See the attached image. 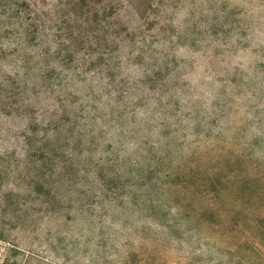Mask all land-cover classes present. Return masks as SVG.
Masks as SVG:
<instances>
[{
    "label": "rangeland",
    "instance_id": "374dc122",
    "mask_svg": "<svg viewBox=\"0 0 264 264\" xmlns=\"http://www.w3.org/2000/svg\"><path fill=\"white\" fill-rule=\"evenodd\" d=\"M0 264H264V0H0Z\"/></svg>",
    "mask_w": 264,
    "mask_h": 264
},
{
    "label": "trees",
    "instance_id": "16d2710c",
    "mask_svg": "<svg viewBox=\"0 0 264 264\" xmlns=\"http://www.w3.org/2000/svg\"><path fill=\"white\" fill-rule=\"evenodd\" d=\"M114 195H115V194H114ZM129 200H131V202L134 201V203H135V202H136L135 195H131V196L129 197Z\"/></svg>",
    "mask_w": 264,
    "mask_h": 264
}]
</instances>
